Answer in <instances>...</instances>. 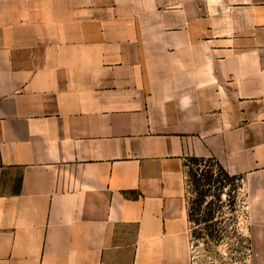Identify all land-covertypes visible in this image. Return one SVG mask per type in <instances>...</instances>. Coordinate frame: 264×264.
Segmentation results:
<instances>
[{
	"label": "crops",
	"instance_id": "crops-1",
	"mask_svg": "<svg viewBox=\"0 0 264 264\" xmlns=\"http://www.w3.org/2000/svg\"><path fill=\"white\" fill-rule=\"evenodd\" d=\"M192 157L264 264V0H0V264H192Z\"/></svg>",
	"mask_w": 264,
	"mask_h": 264
},
{
	"label": "trees",
	"instance_id": "trees-1",
	"mask_svg": "<svg viewBox=\"0 0 264 264\" xmlns=\"http://www.w3.org/2000/svg\"><path fill=\"white\" fill-rule=\"evenodd\" d=\"M211 159L216 162L219 173H215L213 168H210L213 166V164L210 163H206L207 168L201 169V172L199 173L191 172V183L195 193L194 199L191 200L187 194V209L188 219L191 224V239L192 241L195 239H203L207 247H209L211 244H218L224 239V237H229L227 233L232 232L236 237L237 228L227 224L225 218L221 220V222L225 221V224L222 226V228L218 227V222H213V219L215 218L216 212L224 206L223 195L224 187H226V184L223 182L224 178L239 181L238 187L233 189L234 194H229V204H227V206L229 208L232 207L231 212L236 213L240 211L237 206V201L239 190L242 186V177L230 175L214 158H189V160L195 164L205 161L208 162ZM188 186L189 182L187 183V188ZM202 223H204V226H198L202 225ZM230 226L231 228H229ZM246 249L248 252H250L249 238L247 239Z\"/></svg>",
	"mask_w": 264,
	"mask_h": 264
},
{
	"label": "rangeland",
	"instance_id": "rangeland-1",
	"mask_svg": "<svg viewBox=\"0 0 264 264\" xmlns=\"http://www.w3.org/2000/svg\"><path fill=\"white\" fill-rule=\"evenodd\" d=\"M206 163L213 164L210 168H213L215 173H219L216 162L212 159L199 164H195L189 159L186 162V178L187 183L189 182L187 194L191 200L194 199L195 193L193 191L190 173L201 172V169L207 168ZM223 182L226 184L223 195L224 206L216 212L213 222H218V227L222 228L226 221L227 224L237 228L236 237L232 232L227 233L229 237H224L218 244H211L209 247L206 246L203 239H195L192 241V264H251L250 252L246 249L248 239L246 234V209L240 190L237 201V206L240 211L236 213L231 212L232 207L229 208L227 206L229 204V194H234L233 189L238 187L239 181L224 178ZM223 218H225V221L221 222ZM198 226H204V223Z\"/></svg>",
	"mask_w": 264,
	"mask_h": 264
}]
</instances>
